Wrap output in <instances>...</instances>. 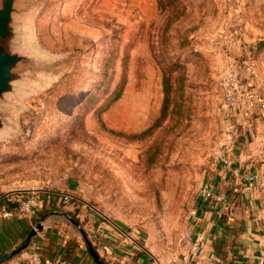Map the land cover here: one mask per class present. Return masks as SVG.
<instances>
[{
	"label": "rangeland",
	"instance_id": "obj_1",
	"mask_svg": "<svg viewBox=\"0 0 264 264\" xmlns=\"http://www.w3.org/2000/svg\"><path fill=\"white\" fill-rule=\"evenodd\" d=\"M20 8L1 205L61 191L78 220L115 223L171 264L189 252L204 188L250 173L264 231V0Z\"/></svg>",
	"mask_w": 264,
	"mask_h": 264
},
{
	"label": "crops",
	"instance_id": "obj_2",
	"mask_svg": "<svg viewBox=\"0 0 264 264\" xmlns=\"http://www.w3.org/2000/svg\"><path fill=\"white\" fill-rule=\"evenodd\" d=\"M211 187L214 197H205L198 212L189 252L171 264H256L264 231L259 211L261 201L254 187L249 190L244 187L242 174ZM67 196L61 191L47 190L41 205L31 214L14 213L9 218H0V256L8 254L4 264L20 261L33 251L61 257L66 264H96L78 226L70 218L78 221L105 264H159L136 241L132 244L130 236L117 224L106 225L95 216L85 222L76 219L68 210L76 213L81 206L76 200H67ZM38 222L42 229L24 250L9 258L11 250L25 240Z\"/></svg>",
	"mask_w": 264,
	"mask_h": 264
},
{
	"label": "water",
	"instance_id": "obj_3",
	"mask_svg": "<svg viewBox=\"0 0 264 264\" xmlns=\"http://www.w3.org/2000/svg\"><path fill=\"white\" fill-rule=\"evenodd\" d=\"M21 0H0V98L8 95L15 86V68L24 59L23 53L17 50L19 43V21L18 16L22 14L20 8ZM3 99V98H2ZM0 99V103L2 102ZM1 122V114H0ZM71 222L78 226L87 245V251L96 264H105L100 258L95 247L89 240L85 231L80 227L77 220L70 218ZM42 229L38 222L27 234L25 240L16 248L11 250L9 258L24 250L31 238Z\"/></svg>",
	"mask_w": 264,
	"mask_h": 264
},
{
	"label": "built area",
	"instance_id": "obj_4",
	"mask_svg": "<svg viewBox=\"0 0 264 264\" xmlns=\"http://www.w3.org/2000/svg\"><path fill=\"white\" fill-rule=\"evenodd\" d=\"M250 97L252 95L250 94ZM262 108H264V101L262 99L257 100ZM255 180V176L250 173H245L242 176V181L244 183V187L249 190L252 188V184ZM205 197L212 196L214 194L211 192L209 187L204 188ZM16 205L13 207L5 206L0 204V218H9L14 213H22V214H31L37 207L41 205V200L39 195L32 193L15 200ZM257 263L256 264H264V235H262L260 239V244L257 251ZM13 264H66V261L61 257H48L43 256L35 251L28 253L24 256L20 261H17Z\"/></svg>",
	"mask_w": 264,
	"mask_h": 264
},
{
	"label": "trees",
	"instance_id": "obj_5",
	"mask_svg": "<svg viewBox=\"0 0 264 264\" xmlns=\"http://www.w3.org/2000/svg\"><path fill=\"white\" fill-rule=\"evenodd\" d=\"M7 204H9L10 206L14 205V203H12V202H8ZM73 211H75V210H68V213H70L72 216L76 217ZM7 256H8V254H3L2 256H0V264H4L5 259H6Z\"/></svg>",
	"mask_w": 264,
	"mask_h": 264
}]
</instances>
